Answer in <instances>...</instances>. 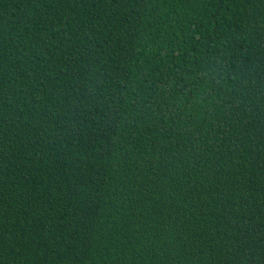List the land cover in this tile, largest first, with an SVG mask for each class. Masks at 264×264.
<instances>
[{
  "label": "trees",
  "instance_id": "obj_1",
  "mask_svg": "<svg viewBox=\"0 0 264 264\" xmlns=\"http://www.w3.org/2000/svg\"><path fill=\"white\" fill-rule=\"evenodd\" d=\"M0 264H264V0H0Z\"/></svg>",
  "mask_w": 264,
  "mask_h": 264
}]
</instances>
